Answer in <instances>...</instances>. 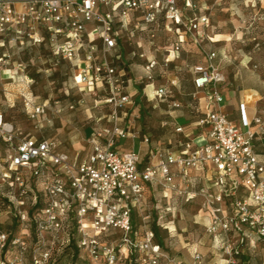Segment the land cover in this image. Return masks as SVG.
I'll list each match as a JSON object with an SVG mask.
<instances>
[{
	"label": "built area",
	"instance_id": "2783aa9c",
	"mask_svg": "<svg viewBox=\"0 0 264 264\" xmlns=\"http://www.w3.org/2000/svg\"><path fill=\"white\" fill-rule=\"evenodd\" d=\"M262 3L248 0V5L256 7L257 18L264 20ZM160 17L168 30L181 29L167 53H179L190 41L203 54V61L189 68L195 127L200 130L196 133L193 127L179 124L171 110L183 104L172 97L168 86H155L150 80L143 93L168 102V119L161 125L178 135L174 140L152 142L135 127L139 114L118 40L123 34L130 39L133 31L151 32ZM210 27L209 14L195 0H0V79L8 74L29 89L34 78L26 72V63L11 61V53L2 48L5 42L38 46L46 42L53 58L71 64L74 86L94 96L103 94L104 98L94 99V105L108 107V112L94 119L96 127L85 139L89 150L82 154L63 151L50 138L22 131L5 119L0 103V143L8 150L0 158L4 161L0 162V186L6 187L0 191V207L8 209L24 228L27 209L23 206L36 199L31 178L44 195L40 211L32 215L35 241L26 229L9 238L0 228V264H51L53 251L69 244L73 228L77 247L92 264H181L154 241V232L146 227L147 214H141L142 229L133 228L132 209L140 211L146 193L156 188L185 200L197 198L199 212L208 219L205 231L223 235V250L230 258L244 242H264V163L255 152L258 131L250 127L244 104L240 109L245 128L223 109L219 86L226 77L215 64L217 52L202 46ZM137 55L145 59L148 79L157 65L166 67L171 61L169 56L159 63L154 56ZM176 83L169 80L171 86ZM22 96L25 112L36 127L49 111L59 114L62 110L58 100L35 102ZM253 123L264 126V108L256 112ZM121 139H139L149 147L143 152L119 150ZM197 139L202 144L197 145ZM107 229L117 230L118 239H102ZM192 258L189 264H201L199 252Z\"/></svg>",
	"mask_w": 264,
	"mask_h": 264
},
{
	"label": "rangeland",
	"instance_id": "374dc122",
	"mask_svg": "<svg viewBox=\"0 0 264 264\" xmlns=\"http://www.w3.org/2000/svg\"><path fill=\"white\" fill-rule=\"evenodd\" d=\"M195 1L202 12L209 14L214 34H220L221 40L214 42V49H224L234 58V64L231 66L226 62H221L228 80H231L234 75L232 69L236 65H240L242 59L246 58L245 55L251 57L250 63L257 64L256 70L263 71L264 21L257 18L256 7L252 9L247 7L248 0ZM262 5L264 6V3ZM151 33L154 35L153 37L150 36ZM174 38L173 30H168L162 21L154 26L151 32L133 31L130 40L126 34L120 37L126 47V61L130 62V76L136 81V84H130L129 90L132 92L136 89L134 99L140 90H137V87L143 88L145 83L150 80L155 86L166 85L170 89L172 97L183 104L181 108L171 110L172 114H184L191 118V116H196V113L192 109L185 108V104L190 101L187 94L189 91L187 87L191 84L189 68L191 65L203 61V54L199 47L190 42L188 45L185 44L184 49L166 67L157 65L150 72L152 79H148V74L143 68L145 59L130 58L127 54L129 50L133 49L148 56L153 55L161 63V58L165 53L164 49L169 47ZM5 45L2 50L6 49L11 53V61L21 60L27 63L26 72L34 78L33 85L28 89L16 82L15 78L9 77L8 74H1L0 102L7 120L13 122L24 132H30L35 136L42 134L44 137L51 138L63 151L73 153L76 148H81L80 146L76 147L72 141H79L80 145L84 146L87 133L95 126L94 119L105 113L104 108L106 107L94 105V99L99 97L80 92L73 85L71 79L73 73L71 64L66 60L53 58L47 46L13 42H5ZM175 54L174 51H171L170 56L173 57ZM170 79L177 81L175 86L169 84ZM148 89L150 90L151 86ZM22 92H32L36 100L39 101L47 99L52 103L58 100L62 110L59 114L49 111L41 118L40 127H36L35 122L30 120L25 112L20 96ZM139 94L143 113L140 115V111L136 109L138 106L135 104V111L139 114V117L135 118V127L146 131L152 140H165L172 134L169 126L161 125L162 121L168 119L167 110L170 109L168 102L150 99L145 96L142 89ZM79 99H83V103H77ZM12 101H14L13 105H11ZM70 103L75 104L73 109L68 108ZM179 121L184 123L185 120L180 118ZM132 142L134 150L140 151L139 139L120 140L121 147ZM195 143L200 145L202 140L197 139ZM6 151L5 145L0 143V155ZM5 190V186H0V191L5 192ZM146 198L145 205L141 209V214L148 215L146 226H150L153 221L157 222L168 254L176 262L189 264L193 259V253L197 251L202 256L201 264H240L237 257L230 258L223 250L221 234L210 235L205 231L197 198L186 201L183 197L173 193L169 194L168 191H163L160 188L147 192ZM23 207L27 209L28 205ZM7 210L3 206L0 207V225L4 228L7 227L6 224L13 216ZM141 214L140 223L142 224ZM21 228L22 224L20 223L18 234L21 232ZM62 251V248L53 251L52 260H55L53 264H67L70 261V251ZM243 252L246 257L245 264H264L263 241L257 242L251 248H245ZM84 257L85 254L80 250L76 262L92 264Z\"/></svg>",
	"mask_w": 264,
	"mask_h": 264
},
{
	"label": "crops",
	"instance_id": "0c3cea01",
	"mask_svg": "<svg viewBox=\"0 0 264 264\" xmlns=\"http://www.w3.org/2000/svg\"><path fill=\"white\" fill-rule=\"evenodd\" d=\"M88 28L90 29L91 26L88 25ZM212 28H213V24L211 23V27L206 30L208 39L206 38L203 40L202 46L205 49H211V50H215L217 52L215 64L219 67L220 71L226 77V81L223 84H220V86H219L220 92L223 95V102H222L223 109L228 114V117L236 125L245 128L246 126L241 122V109H240V105L244 104L245 114H246L248 120L250 121V127L253 128L254 130L258 131V134H257L256 139H255V152L258 156V159L264 163V126H257L253 123V117L255 116L256 112L258 110H260L261 108H264V70L261 72L256 70L255 68H257V64L252 63V62L250 63L251 57L248 55H245L246 58L242 59L239 66L234 65L236 68V69L235 68L232 69V71L234 72V75L232 76L231 80H228L226 71L223 69L221 62H226L229 64V66H231L234 64V58H232L230 56V54L227 53L224 49H221V50L220 49L219 50L214 49V42H216V41L218 42L219 40H221V38H219L220 34H214V32L212 31ZM175 32L180 33L181 29L180 28L175 29ZM174 40H175V38H174ZM118 41L120 42V44H121L120 46L122 47V51L124 53V56L126 57V49H125L126 47H125V45H123V42L120 38ZM189 42L190 41H186L183 44V47L185 44L188 45ZM183 47H182V49H184ZM166 48H168V47H166ZM166 48L164 49L165 53L161 59L169 56V59L172 61L173 58L178 53L175 54L174 56L172 55L173 57H171L170 56L171 53L170 54L167 53ZM128 53H129V51L127 52V54ZM135 53H141V52L135 51ZM146 56H148V55L146 54ZM151 56H153V55H151ZM151 56H148V57H151ZM190 76H191V74H190ZM130 78H131V83L136 84L135 79L132 76H130ZM190 81H191V84L187 87V88H189L188 89L189 91L187 93L188 95L194 92V86L192 83V76L190 77ZM157 86H159V85H157ZM135 92H136V89L134 91H132L133 94H135ZM25 94H26V96L30 97L35 102H42V100H40V101L36 100V98H35V96H33L32 92H30V94H28V93H25ZM191 102L188 101L185 104V108H187L188 110H190V109L193 110V108H195L196 103H191ZM136 109L138 111L139 107H137ZM174 115L176 116V119L179 122V124L184 125L186 128L193 127V130L196 133L200 130L198 127H195L196 122H197V116H194V117L191 116V118H190L184 114H174ZM180 118L185 120L184 123H181L179 121ZM103 124L105 125L106 122H103ZM94 127H96V124ZM94 127L91 128L90 132L92 131V129ZM170 129L172 131V134L170 136L166 137V139L170 138L171 140H174L178 137V135L173 132L171 127H170ZM90 132L87 133V136L90 134ZM37 137L49 139L48 137H44L42 134L38 135ZM84 141H85L84 146H81L79 141H72L76 147L77 146L81 147V148H76L75 150H80L82 154H86L87 151L89 150V146L86 143V140H84ZM133 146L134 145L132 142V143H128L124 147H121V143L119 141V144H117V149H119V150L130 149V148L134 149ZM148 147H149L148 145L142 143L139 140V150L141 152L145 151ZM58 148L60 149L59 145H58ZM199 173L200 172H198L196 174H199ZM200 183L204 184L206 182L201 180ZM200 215L203 218V222L207 223V220H208L207 217L203 216L201 213H200ZM253 246H255V244H253Z\"/></svg>",
	"mask_w": 264,
	"mask_h": 264
},
{
	"label": "trees",
	"instance_id": "16d2710c",
	"mask_svg": "<svg viewBox=\"0 0 264 264\" xmlns=\"http://www.w3.org/2000/svg\"><path fill=\"white\" fill-rule=\"evenodd\" d=\"M246 6L247 7H250L251 9L254 8V7H252L251 5H248V4H246ZM262 11L264 12V9ZM161 21L163 22V19L160 17L159 18V22H161ZM41 45L47 46V48H48V45L46 44V42L42 43ZM48 51H49V48H48ZM49 53H50V51H49ZM128 54H129L130 58H137V57H139L137 55V53H135V50H133V49L129 50V53ZM50 55H51V53H50ZM26 65H27V63H26ZM119 65H121V64H119ZM122 67L126 70L127 75L128 74L130 75V72H129L130 62H127L125 60V63L122 65ZM141 89L143 90V88H141V86L140 87H137V90H139V91H138V94L134 98V104H136L139 107V111L141 113L140 115H142V113H143V106L141 104V98L139 97V95H140L139 93H141ZM22 95L25 96L26 95L25 92H22V94L20 93V96L21 97H23ZM97 97H99V98H96V99H102V98H104L103 94H99V95H97ZM189 99L192 101L191 94H189ZM7 100L10 101L8 98H7ZM44 100H46V99H44ZM44 100H42V101H44ZM191 101H189V102H191ZM192 102H194V101H192ZM13 104H14V101H12V104L11 105H13ZM104 107H106V108H104L105 109V113L108 112V107L107 106H104ZM1 111L3 112L2 107H1ZM3 114H4V112H3ZM4 116H5V114H4ZM5 119L7 120L6 117H5ZM142 133H145V134L149 135L146 131H142ZM149 137H150V140L152 142H155V141L160 140V139L152 140V138H151L150 135H149ZM117 144H119V142ZM7 154H8V150L6 152H4L2 155H0L1 156L0 158H5ZM0 162H1V164H4V161L3 160L0 161ZM29 183H30L31 188H33L35 190L36 199H35V202H33L27 208V210H26V212H27V220H26V222L24 224V228L22 227L21 230L26 229L28 231V233L30 234V238L32 239V242H33V241H35V239H34V237H35V231H34V223H33V219H32L33 217H32V215H33L34 212L40 211V209H41V207L43 205L44 195H43V193L40 190L37 189V186H35L34 178L33 179L31 178L30 181H29ZM1 197L2 196L0 194V202H1ZM5 199L6 198H4V200ZM146 199L147 198H145V200H144V205H145ZM186 201H190V200H186ZM140 214H141V209H140V211L138 209H136V208L132 209V224H133V228L135 230L142 229L141 228L142 227V224L140 223ZM19 224H20L19 220L16 217L12 216L10 222L6 224V226H7L6 228H4L2 225H0V227L5 232H7L9 234V238H12L15 235H18V232H19L18 231V226H19ZM205 224L206 223H204V228H205ZM146 227L149 228V229H151L154 232V241L157 244H159L162 247L163 250H165L166 252H168L167 249H166V246L164 245L163 237L159 233V226H158L157 222L156 221H153L150 226H146ZM73 233H74V236L70 239L69 244L62 248L63 251H70L69 252L70 253V261L67 264H78L76 262V259H77V255L80 252V250H79V248L77 247V244H76V238H75L76 230H75V228H73ZM219 234H221V233H219ZM101 237H102V239H106V240H116L119 237V232L117 230H115V229H107V230H105L102 233V236ZM222 237H223V235H222ZM223 241L224 240H222V248H223ZM259 241H261V240H259V239L255 240L254 241V244H256ZM251 247H253V245H250V243L247 244V243L244 242L242 244L241 248H240V252L238 254H236L234 257L235 258L237 257L240 260L239 261L240 263L243 262L245 264V258L246 257L243 255V253H244L243 250L245 248H251ZM84 258H86L87 261L90 262L89 258L86 255H85ZM54 262H55V260H53L51 262V264H53ZM127 264H137V263L134 262V261H132V262L127 263Z\"/></svg>",
	"mask_w": 264,
	"mask_h": 264
}]
</instances>
